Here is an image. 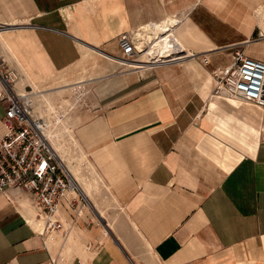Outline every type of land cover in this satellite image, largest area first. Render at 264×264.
I'll list each match as a JSON object with an SVG mask.
<instances>
[{"label":"crops","instance_id":"0c3cea01","mask_svg":"<svg viewBox=\"0 0 264 264\" xmlns=\"http://www.w3.org/2000/svg\"><path fill=\"white\" fill-rule=\"evenodd\" d=\"M263 3L0 0V61L35 96L85 93L65 120L71 172L89 171L91 198L98 183L116 206L104 220L91 201L61 200L64 240L39 234L29 194L0 190V264L264 263L262 112L213 93L236 53L264 63ZM169 17L179 67L116 62L121 34L153 35ZM3 117L0 103V139Z\"/></svg>","mask_w":264,"mask_h":264},{"label":"built area","instance_id":"2783aa9c","mask_svg":"<svg viewBox=\"0 0 264 264\" xmlns=\"http://www.w3.org/2000/svg\"><path fill=\"white\" fill-rule=\"evenodd\" d=\"M263 13L264 3L255 15L258 18ZM136 33L130 31L119 36L120 56L116 62L127 69H150L153 63L140 61L142 51ZM258 37L264 38V31H260ZM213 76L218 84L213 87V93L237 103L247 102L259 107L264 128V63L239 52L233 56L230 65L214 72ZM18 81L17 71L8 69L0 61V103L4 108L1 122L5 130L0 139V190H22L29 194L36 218L44 224L39 233L41 236L59 232L66 236L67 231L59 219L60 201L65 200L73 208L76 204L74 194L81 202L89 203L71 172L77 159L70 156L67 139L71 132L65 124L73 109L80 110L86 106L85 93L75 91L68 96L72 102L68 101L63 106L60 102V106H56L54 135V129H50L47 123V115L44 113L42 116L33 109L31 88L24 87V91L19 93ZM51 140H56V150Z\"/></svg>","mask_w":264,"mask_h":264},{"label":"bare ground","instance_id":"6f19581e","mask_svg":"<svg viewBox=\"0 0 264 264\" xmlns=\"http://www.w3.org/2000/svg\"><path fill=\"white\" fill-rule=\"evenodd\" d=\"M263 15H264V13H263ZM177 23H178L177 19H175L174 17H169V18L165 19V21L160 25H154V24L150 25L149 28H151L152 32L156 36L161 35V34L164 35V36H160L158 38V40L156 39L157 42H155V44H154L153 40L146 39V40H144V43L146 42V44L144 45V43L140 40L141 39L140 37L142 35L141 31L142 30L144 31L145 29L142 27L141 29L139 28L136 30V32H137L136 36L139 40L138 46H139V49L142 51L141 56H140V60L142 63H147V62L153 63L154 64L153 67H159L162 65H173L175 67H179L178 65L180 64V61L175 60V58L179 57V55L182 53L180 51H183L184 49L181 46V44L176 40L174 35L172 34L171 26H170V25H175ZM263 23H264V20H263ZM262 29H264V24L262 26ZM142 45H143V47H142ZM146 45L148 46V48L145 49ZM167 59H173L175 61L171 62L172 60L167 61ZM161 61L163 63H161ZM204 63H207V60ZM217 85L218 84H216V86ZM18 92L21 93V92H23V90L19 89ZM54 97H56V93H54V91L53 92L49 91V93H45V92L44 93H38V94H36V96H35V93H32V104H33L34 111L37 112L38 114L42 115V116L44 113H47L49 116L52 115L51 112L56 113L55 108H54L53 103H52V102H54V100H53ZM243 103H247V102H243ZM248 104H250V103H248ZM46 120H47L48 125L50 126V129H52V127L54 125H56V118L51 119L49 117V119H46ZM74 175L77 179V182L80 181L78 175L76 173H74ZM79 183H80V186L77 183L79 189L83 193L84 198L89 202L90 198H91V194L88 190L87 185L82 181H80ZM26 201L27 200H25V203H26ZM30 210H31L34 218L37 220L38 225H39V229L41 232L43 229V225H44L43 221L41 219L36 218V213L31 208V206H30ZM98 213H99L100 217H102L103 219L105 218L104 213L101 210ZM37 228H38V226H37ZM237 264H254V262L246 260L243 262H238Z\"/></svg>","mask_w":264,"mask_h":264},{"label":"rangeland","instance_id":"374dc122","mask_svg":"<svg viewBox=\"0 0 264 264\" xmlns=\"http://www.w3.org/2000/svg\"><path fill=\"white\" fill-rule=\"evenodd\" d=\"M175 19H177L176 17H174ZM264 20V15H261L260 17H258V23H263V20ZM178 21V20H177ZM260 23V24H261ZM136 31V30H135ZM142 32V35H141V41L144 43V40H146V39H149V40H153V42H154V44H155V42H157V40H158V38L160 37V36H164V35H155V34H151L150 32V34L149 33H147V31H141ZM144 32V33H143ZM150 38H152V39H150ZM157 39V40H156ZM146 44V42L144 43V45ZM142 47H143V45H142ZM151 49V48H150ZM149 52V51H148ZM150 56V55H149ZM169 59H167V61H168ZM172 60V59H171ZM170 60V61H171ZM141 61V60H140ZM161 63H163L162 61H161ZM167 63V62H166ZM206 64V63H205ZM222 70V69H221ZM213 75H214V72H213ZM214 80H215V78H214ZM17 86H18V83L16 84ZM16 86V87H17ZM26 87V86H25ZM17 89H18V91H19V88L17 87ZM22 90H23V87H22ZM32 89H30L29 91H31ZM24 91V90H23ZM32 93H33V90L31 91ZM68 94L67 93H65L64 95H62V96H59L58 98H56V97H54V102H52L53 103V106H54V108H55V111H56V106H60V102H62V104H61V106H63V104L65 105V103H67L68 101H70V100H68ZM63 100H64V102H63ZM70 102H72V101H70ZM241 103H243V102H241ZM52 113V115H48L47 113H45L46 115H47V118H56V113H54V112H51ZM50 113V114H51ZM72 132H73V128H72ZM54 135H56V128L54 127ZM56 138V137H55ZM51 143H52V145L54 144V145H56V140L55 141H53L52 142V140H51ZM53 145V146H54ZM54 149L56 150V147H54ZM81 166L79 165L77 168H79V172H77L76 170H74L75 172H76V174L78 175V177H79V179L82 181V182H85L86 180H87V178H91V176H90V173H89V171L86 173V174H84L83 175V171H82V168H80ZM73 170V169H72ZM85 176V177H84ZM75 179H76V177H75ZM76 182H77V179H76ZM78 183V182H77ZM78 185H79V183H78ZM80 186V185H79ZM94 187H95V194H93V199L92 200H90L91 202V204H92V206H93V208L97 211V212H99L100 210H106V211H108V212H110V213H112V212H116V210H115V208H116V206L112 203V201H111V197H110V195H109V192L106 190V189H104L103 187H101V185L100 184H96V185H94ZM68 234H67V237L64 239V240H66L67 238H68ZM73 242V240H72V237L70 236V238H69V240H68V242ZM148 264H157L152 258H150V259H148ZM254 264H256L255 262H254ZM261 264H264V263H261Z\"/></svg>","mask_w":264,"mask_h":264}]
</instances>
